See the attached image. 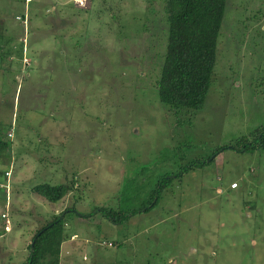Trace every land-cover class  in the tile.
Listing matches in <instances>:
<instances>
[{
  "label": "rangeland",
  "instance_id": "rangeland-1",
  "mask_svg": "<svg viewBox=\"0 0 264 264\" xmlns=\"http://www.w3.org/2000/svg\"><path fill=\"white\" fill-rule=\"evenodd\" d=\"M29 1L0 0L11 52L0 64V134L14 145L0 163L13 166L9 200L0 187V262L24 264L39 222L76 207L94 216L67 214L62 264H264V151L214 154L264 125V0L228 1L196 113L159 97L162 0H114V17L97 15L101 0ZM195 160L209 163L175 178L151 212L116 225L99 211L141 209ZM45 182L74 189L53 203L33 190Z\"/></svg>",
  "mask_w": 264,
  "mask_h": 264
},
{
  "label": "trees",
  "instance_id": "trees-1",
  "mask_svg": "<svg viewBox=\"0 0 264 264\" xmlns=\"http://www.w3.org/2000/svg\"><path fill=\"white\" fill-rule=\"evenodd\" d=\"M228 1L162 0L165 30L168 36L161 76L158 80L159 97L162 103L177 112L196 113L205 106L215 75L218 40L227 14ZM29 2L34 5L37 0ZM113 2L116 1L101 0V5L96 9L97 15L104 13L114 17L115 3ZM79 11L86 10L79 9ZM23 18L26 20V15ZM67 27L70 26L66 25L64 28ZM126 29L120 32L123 34ZM3 31L0 33V64L5 62L11 53L2 51L5 45L4 39H7ZM24 46L25 44L17 52L19 58L24 57ZM30 67L32 64L26 67V71ZM227 148L241 153L264 151V125L257 127L251 137H242L234 144L217 149L214 154L217 155ZM11 149H14L12 142L4 139L0 134V163L5 162L2 160L4 158L8 164L10 163L13 156L9 153ZM208 163L209 161L195 160L178 173L163 177L154 189L150 202L139 210L129 207L123 210L122 207H118L116 209L101 208L99 211L116 225L125 223L140 212L149 213L158 206L163 192L170 187L175 178H181L190 170L204 167ZM5 172H0V179ZM73 189L74 184L69 182L57 185L45 182L33 188L38 196L53 203L64 199ZM73 212L85 219L94 216V213L84 214L76 207H70L55 215L53 219L40 221V226L29 245L28 259L24 264H61L62 245L66 240L67 214Z\"/></svg>",
  "mask_w": 264,
  "mask_h": 264
},
{
  "label": "built area",
  "instance_id": "built-area-1",
  "mask_svg": "<svg viewBox=\"0 0 264 264\" xmlns=\"http://www.w3.org/2000/svg\"><path fill=\"white\" fill-rule=\"evenodd\" d=\"M10 136H13L12 133L9 134ZM12 172H13V166L11 167L10 170L6 171L5 174L1 177L0 179V187L5 189V191L7 192V198L9 200V194H10V190H11V181H12ZM239 187V184L237 182H233L231 184V188L232 189H237ZM3 218L7 219L8 218V214L4 213L3 214ZM7 223H9V221L7 220ZM6 229L9 230L10 226L7 225ZM112 244H110L111 246Z\"/></svg>",
  "mask_w": 264,
  "mask_h": 264
},
{
  "label": "crops",
  "instance_id": "crops-1",
  "mask_svg": "<svg viewBox=\"0 0 264 264\" xmlns=\"http://www.w3.org/2000/svg\"><path fill=\"white\" fill-rule=\"evenodd\" d=\"M30 243H31V242L27 243L26 245H28V247H29ZM63 244H64V243H63ZM68 244H69V243H68ZM68 244H66V245H68ZM74 245H75V244H69L67 247H69V246L72 247V246H74ZM3 246H4V245H0V252H2L1 249L3 250V248H2ZM62 246H63V245H62ZM67 247H66V248H67ZM66 251H67V250H66ZM65 254H66V253H65ZM68 256H69V255H68ZM67 258H68L67 255L64 256L63 259H62V261H61V264L64 262V259H67ZM67 260H68V259H67ZM65 262H66V261H65ZM0 264H1V263H0Z\"/></svg>",
  "mask_w": 264,
  "mask_h": 264
}]
</instances>
